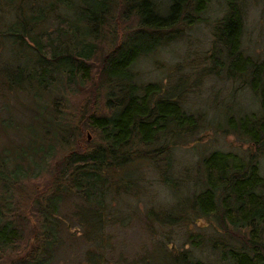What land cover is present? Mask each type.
Returning a JSON list of instances; mask_svg holds the SVG:
<instances>
[{"label":"trees","instance_id":"16d2710c","mask_svg":"<svg viewBox=\"0 0 264 264\" xmlns=\"http://www.w3.org/2000/svg\"><path fill=\"white\" fill-rule=\"evenodd\" d=\"M209 1L0 0V89L29 96L20 119L7 105L0 118L5 138L0 145V251L18 247L24 232L19 212L29 210L38 226L30 230L27 258H17L19 264H49L46 258L62 245L63 232L66 240L88 244L80 264H99L109 249L103 229L111 220L104 209L112 212L111 200L120 194L137 196L145 189L139 191L120 171L148 162L159 183L175 195L168 207L147 217L163 223L181 216L202 218L217 227L204 241L198 233L189 234V248L155 264H207L200 257L203 247L211 264H264V176L258 166L264 154V60L242 51L238 0H224L225 10L211 27L208 72L224 69L225 77L246 85L257 97L259 113L225 117L226 128L245 139L246 152L202 154L199 176L183 195L180 180L170 172L171 153L192 138L202 115L186 111L179 93L142 81L136 67L138 60L180 37L183 28L202 21ZM116 7L134 25L99 56L95 41ZM98 89L104 113L58 108H67L60 96L64 92H87L86 100L96 104ZM81 121L97 138L84 150L77 142ZM20 129L25 130L22 137L16 133ZM44 174L49 177L44 189L14 204L23 193L18 188L24 186L26 193ZM70 202L67 212L64 206ZM67 224L79 228L66 231Z\"/></svg>","mask_w":264,"mask_h":264},{"label":"rangeland","instance_id":"374dc122","mask_svg":"<svg viewBox=\"0 0 264 264\" xmlns=\"http://www.w3.org/2000/svg\"><path fill=\"white\" fill-rule=\"evenodd\" d=\"M238 3L243 14L240 37L242 51L257 61L264 60V0H238ZM224 4V0H210L200 15L202 21L183 28L180 37L141 58L136 66L142 81L158 82L164 90L179 93L186 111L202 115V123L198 125L192 138L178 144L171 153L170 172L173 177L180 180L181 195L186 193L182 191L190 186V181L199 176L197 162L202 154L210 150L231 151L238 155L246 152L248 145L245 139L226 128L225 117L227 115L235 117L237 113H259L257 97L246 85L225 77L224 69L216 71L215 74L208 72L211 66L209 56L212 53L211 27L223 14ZM133 25L132 17H120L116 7L109 25L103 28L101 36L99 33L100 39L95 41L99 50L98 55H104L112 43L121 40ZM112 35L114 37L110 40L109 37ZM92 60L93 66L98 65L99 57ZM98 90L99 98L96 96V104L92 105L86 100L87 92L82 91L73 95L61 93L60 96L66 99L67 108H61V104L58 108L79 114L90 113L95 108L97 110L100 108L104 113L101 97L103 92L102 89ZM28 97L26 92L10 93L5 88L0 89V118H5L3 106L7 105L12 114H15V119H20L27 113L24 107L29 100ZM74 122L76 124L77 120ZM78 126L81 133L77 142L81 149H88L89 145L97 142V138L94 132L86 128L83 121ZM16 133L22 137L25 130L20 129ZM4 142L5 138L0 134V145ZM258 166L260 174L264 176V154L259 157ZM120 172L132 178L139 191L142 187L145 189L137 196L131 193L120 194L111 200L112 212L108 210L109 208L104 209L109 221L111 220V224L106 223L103 229L108 237L109 249L105 250L104 258L99 264H155L154 261L160 260L159 258L164 255L189 248L186 239L189 234L198 233L204 241L206 236L215 232L216 225L202 218L181 216L173 223L151 220L152 218L147 215L168 207L167 205L173 203L175 194L170 188L159 183L155 171L148 162L136 163L135 166L128 165ZM42 176L34 180L33 186H26V193L24 186L18 188V192L23 193L17 194L19 200L16 199L14 204L19 205V201L30 199L37 191L43 190L49 177L46 174ZM123 181L127 184L126 179ZM70 208L71 202L64 206V209H68L67 212ZM19 213L22 215L21 228L24 229L22 240L17 243V248L0 251V264H19L17 258H27L25 255L31 241L30 230H34L38 223L29 210H22ZM64 227L66 231L79 228L78 225L72 224ZM62 238L64 239L62 245L54 257L46 258L49 264H80L82 251L88 244L80 239L72 242L66 240L65 232ZM200 257L207 264L213 262L211 254L205 247L202 248Z\"/></svg>","mask_w":264,"mask_h":264},{"label":"water","instance_id":"95a60500","mask_svg":"<svg viewBox=\"0 0 264 264\" xmlns=\"http://www.w3.org/2000/svg\"><path fill=\"white\" fill-rule=\"evenodd\" d=\"M86 138H88V137L86 136Z\"/></svg>","mask_w":264,"mask_h":264}]
</instances>
